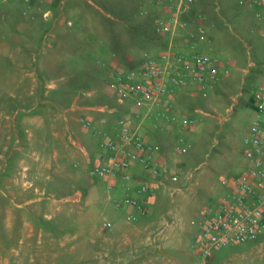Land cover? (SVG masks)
<instances>
[{
  "label": "rangeland",
  "instance_id": "374dc122",
  "mask_svg": "<svg viewBox=\"0 0 264 264\" xmlns=\"http://www.w3.org/2000/svg\"><path fill=\"white\" fill-rule=\"evenodd\" d=\"M63 1L57 13L71 26L57 30L66 45L77 36L84 50L103 51L102 58L95 53L97 64L78 63L70 48L75 63L57 65L49 49L52 25L16 38L23 10L0 8V264H202L196 251L201 213L245 169L243 139L264 81L263 24L254 0H195L201 17L183 32L194 48L202 40V54L219 61L227 77L195 94L202 112H195V132L184 134L178 151L176 145L163 150L166 166L181 172L179 181L159 186L155 205L130 223L132 210L118 202L136 199L131 182L118 180L111 190L97 182L104 195L89 197L97 180L89 171L117 117L97 108L116 105L107 91L117 71L111 53L150 43L135 65L158 55L167 42L155 20L166 16L159 0ZM199 1L205 4L198 7ZM207 264H264V233L215 251Z\"/></svg>",
  "mask_w": 264,
  "mask_h": 264
},
{
  "label": "built area",
  "instance_id": "2783aa9c",
  "mask_svg": "<svg viewBox=\"0 0 264 264\" xmlns=\"http://www.w3.org/2000/svg\"><path fill=\"white\" fill-rule=\"evenodd\" d=\"M17 0H0L1 3H14ZM26 5L32 0H23ZM195 0H159L166 17L156 19V32L168 38L166 47L155 57L146 58L133 69H117L107 91L115 98L116 105L126 106L127 112L116 121L115 137L105 138L101 144L96 163L89 174L106 181L107 189H114L119 180L130 183L134 180L137 168L149 178L142 182L138 193L140 200L126 199L118 206L126 204L132 213L126 216L128 223L145 214L159 186L169 188L176 184L181 172L162 164L159 145L147 141L139 131L144 110L160 108V116L168 125L177 123L175 113V90L195 84L202 91L207 84L224 80L227 72H222L219 61L194 52L190 56L176 51L173 41L187 23L181 19ZM255 17L262 22L261 35L264 39V0H254ZM44 18L49 12L40 11ZM71 26L70 21H65ZM204 34L203 29L198 30ZM255 111L244 136L243 151L245 169L232 180L226 182V193L216 206L207 207L201 213V232L197 241V254L202 264L213 257L215 251L234 245L245 244L264 233V81L254 94ZM99 111L115 113V108H97ZM182 133L178 145L186 143L184 134H190L195 120L183 114ZM85 128L92 122L82 120ZM177 151L179 148L176 149ZM105 227L109 226L104 224Z\"/></svg>",
  "mask_w": 264,
  "mask_h": 264
},
{
  "label": "crops",
  "instance_id": "0c3cea01",
  "mask_svg": "<svg viewBox=\"0 0 264 264\" xmlns=\"http://www.w3.org/2000/svg\"><path fill=\"white\" fill-rule=\"evenodd\" d=\"M198 1V0H197ZM64 4L63 0H32L30 4L26 5L23 0H17L14 3H1L0 8L2 5H9V7H16L17 9H21L22 14H19L21 16L19 18V23L17 24L15 28V33L14 37L20 38V37H28L30 34L28 32V29L33 28L34 26L37 25H42V24H50L52 25L51 30L49 32V35L52 38L53 45L50 46L49 49H52L50 51H53L56 54V63L57 65H71L74 60L68 56V50L71 48L73 49V53L75 56L78 57V63H93L97 64V61L95 59V53L98 52L99 56L98 57H104L102 56L103 51H97L95 49H92L91 51L89 50H84L80 45H78V38L77 36L75 37V41L73 43L71 41L68 42L69 45H66L67 41L65 39L66 36L64 34L60 33V31L57 30L58 27L63 26L66 27L65 21L61 19L60 17V12L62 11V6ZM204 1H199L198 7L200 5H204ZM195 2L192 5V9L187 13L186 15L184 14L181 19L184 21L186 20L187 26L188 22H193L197 19V17H201L200 14L198 15L195 11ZM163 10V9H162ZM40 11H45L49 12V17L44 18ZM164 15V10L161 11ZM144 23V22H143ZM146 26V24H144ZM67 28V27H66ZM29 33V34H28ZM33 33V32H32ZM35 34V33H34ZM196 35V34H195ZM182 37L180 40L179 38ZM197 39V38H196ZM168 41V38H166V42ZM174 44H175V49L177 52L190 56L194 52H199L202 54V40L198 39L197 46L195 45V48L192 46V43H190V39L188 38V35H185L183 30L180 32V34L177 37L173 38ZM62 42V44H61ZM2 44V43H1ZM201 45V46H200ZM35 47L36 44H33ZM148 47H151L150 43L146 44V47H133V48H128L126 50L121 51V55H117L116 53L112 52L111 55H113V59L110 62V65L113 66L114 69H132L136 68L139 65L136 64V55L138 54L139 51L142 49H145ZM7 47V46H6ZM9 47V46H8ZM61 47V49L59 48ZM200 48V49H199ZM19 49V47H18ZM25 49V48H22ZM86 51V52H84ZM91 53V54H90ZM115 55V56H114ZM105 56H108L107 54ZM69 57V58H68ZM76 57V58H77ZM96 57V58H98ZM75 60V61H77ZM35 61V60H33ZM195 87V84L188 85L186 88L178 89L175 90V98H176V103H175V113L178 116L177 118V123L174 125H168L164 121V119L160 116L161 110L160 108H153L150 110H144V118L143 121L139 124V131L142 133L143 137L152 143H155L160 146L161 152H162V164H165L169 160V153H165V148L167 146L171 145L172 150L177 149L179 147L178 145V137L182 134L181 130V125L183 123L182 115L187 114L188 116L192 117L194 120V115L196 113H202L200 109H195V94L199 92ZM112 108L116 109L115 113H112L115 118V122L113 123V126L111 127V137L116 138V133H117V126H116V121L118 120L119 116L123 115L124 113L127 112V107L126 106H118L114 105ZM254 114V113H253ZM203 115H206V113H203ZM108 123L106 121V124H104L101 127H108ZM195 132V126L193 128V131L190 134H193ZM164 150V151H163ZM166 154V155H165ZM168 154V155H167ZM168 156V157H167ZM96 161H94V164ZM96 180V185L92 184L90 189H88L89 192V197L96 196L98 197L99 195H102L104 192L101 191L98 188V183H106V181L102 179L95 178ZM142 182H150L149 178L141 172V170H136L134 180L131 182V187L135 189V192L137 193L133 194L136 199H141V195L138 193V188L139 185ZM104 195V194H103ZM112 197H118L119 195H108L110 198ZM89 200H87L86 204H89ZM104 206L107 205L108 203L106 201L101 202ZM151 205H155V199L153 198L151 200ZM150 205V206H151ZM128 210H132L131 208H128ZM127 210V212H128ZM35 214L37 217L40 215V207L37 206L35 210Z\"/></svg>",
  "mask_w": 264,
  "mask_h": 264
}]
</instances>
